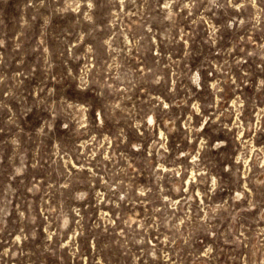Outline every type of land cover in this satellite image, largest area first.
<instances>
[{
  "label": "rangeland",
  "instance_id": "rangeland-1",
  "mask_svg": "<svg viewBox=\"0 0 264 264\" xmlns=\"http://www.w3.org/2000/svg\"><path fill=\"white\" fill-rule=\"evenodd\" d=\"M0 264H264V0H0Z\"/></svg>",
  "mask_w": 264,
  "mask_h": 264
}]
</instances>
